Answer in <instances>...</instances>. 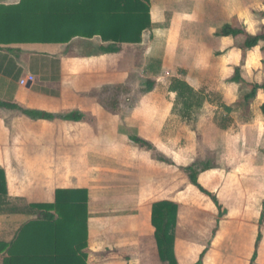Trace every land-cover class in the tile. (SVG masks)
<instances>
[{"label": "crops", "instance_id": "0c3cea01", "mask_svg": "<svg viewBox=\"0 0 264 264\" xmlns=\"http://www.w3.org/2000/svg\"><path fill=\"white\" fill-rule=\"evenodd\" d=\"M149 2L151 26L141 43H105L95 36L76 37L66 44L0 45V102L16 106L0 107V170L6 179V191L0 185V264H163L152 214L154 204L165 201L178 207V264L199 258L198 263L207 253L204 245L213 236L214 215L219 218L222 212L228 213L223 225L229 227L215 239L216 250L206 263L220 257L219 240L230 228L237 230L231 234L233 244L254 245L264 212V90L249 101L246 96L255 84L264 85V40L250 50L245 44L247 35H264V0ZM226 25L246 35L218 36ZM75 44L84 45L78 49ZM109 46L119 52L104 53ZM151 52L159 57L157 70H180L177 79L204 93L206 101L193 121L178 124L172 116L176 93L168 88L173 103L164 94L156 98L158 104L152 96L159 94L143 93L125 114L126 127L136 131L127 135L119 97L115 92L105 95L109 91L104 89L132 85L136 68L150 76L155 60ZM237 70L242 82L233 81ZM30 76L33 82H27ZM66 116L75 119L62 118ZM171 122L173 162L186 160L182 171L194 163L209 164L198 182L218 204L191 183L190 194L184 195L180 181L168 191L167 163L162 159ZM133 137L149 142L164 156L154 160L152 150ZM94 149L101 157L91 152ZM88 154L98 158L92 169L87 168ZM85 176L95 177L88 182ZM225 176H232L236 186L220 187L217 182ZM60 189L87 192L83 254L71 255L68 236L60 242L61 254L54 252L58 242L53 237L39 240L40 213L29 206L55 203ZM236 198L240 210L235 208ZM61 232L64 235L65 228ZM192 248L196 253H189ZM244 248L234 251L229 264H249L255 252Z\"/></svg>", "mask_w": 264, "mask_h": 264}, {"label": "trees", "instance_id": "16d2710c", "mask_svg": "<svg viewBox=\"0 0 264 264\" xmlns=\"http://www.w3.org/2000/svg\"><path fill=\"white\" fill-rule=\"evenodd\" d=\"M151 26L149 0H20L15 4L0 1V45L11 44H66L76 37H100L105 43H141L142 35ZM221 37L246 35L243 30L230 25L224 26L217 34ZM264 40V35H247L246 49H253ZM104 53H118L115 47L103 48ZM234 82H242L239 70ZM154 84L150 83L149 89ZM264 85L255 84L246 101L253 99ZM169 91L176 93L181 106L182 117H192L199 112L206 101V95L195 91L184 80H173ZM1 108L14 109L15 105L0 102ZM225 109L231 112L230 108ZM31 115V114H30ZM33 116H36L33 114ZM42 117L45 115H37ZM47 117H50L46 115ZM73 120V117H62ZM132 140L152 151L156 149L147 141L133 137ZM162 161L168 163L167 159ZM209 169V164L194 163L183 168L188 180L218 204L217 198L207 192L198 182L199 175ZM0 185L6 191L5 173L0 170ZM88 195L82 190H57L53 204H36L29 208L40 213L38 234L41 239L53 237L54 252L62 253L61 240L69 237L71 255L87 248ZM27 208V209H29ZM178 207L171 202H159L153 206L152 224L156 229V240L160 260L163 264H178L175 256V231ZM263 217L261 218V224ZM37 226V224L35 225ZM65 228L64 235L61 232ZM261 237V236H260ZM47 241V240H44ZM45 243H40L42 245ZM48 247L47 245L44 246ZM13 248V246L11 247ZM87 254H85L86 256ZM205 252L202 254V258ZM256 254L253 257L255 260ZM202 264V259L197 263Z\"/></svg>", "mask_w": 264, "mask_h": 264}, {"label": "rangeland", "instance_id": "374dc122", "mask_svg": "<svg viewBox=\"0 0 264 264\" xmlns=\"http://www.w3.org/2000/svg\"><path fill=\"white\" fill-rule=\"evenodd\" d=\"M0 1L2 3H4V4H15V3L19 2L20 0H0ZM262 9L264 10V6L262 7ZM263 13H264V11H263ZM168 24L169 23H167V25ZM75 45H76V48L79 49L84 44L83 45L75 44ZM151 54L155 55V57H154L155 60L152 61V63H151V66L154 67V68H152V71L150 72V76H148L147 73H144V70L142 68H136L135 75L133 77H130V78H132V79H130V80H132V83H131L132 85H122V86L116 87V90H115V88H112V89L110 88L111 90L107 89V88L104 89V92L109 91L107 93H104L105 95L108 94V93L112 94L113 92H115V94L118 95V97H119V102L117 103L119 105L118 108L121 109L122 111L123 110L125 111V112H123L124 115L122 116L123 133H125L127 135L135 134V132H136V131L130 129L129 126L126 127V125H128V117L125 116V114L129 110H132L135 107V105L138 103L136 100L133 101V99L140 98L139 96H141L143 93L151 92L153 94L154 93L159 94L157 96H156V94H155V96L154 95L152 96V100L155 101L157 104H158V102L156 101V98L158 96L163 98L164 94H168L167 101L169 103H173V100H174L172 97H170L168 88H170V84L172 83L173 80H177V76L178 75L180 77V73H179L180 70L171 69V68H164V69L161 68V70L160 69L157 70L159 68L157 66V64H158L157 63V59L159 57H158V55L156 53L153 54L151 52ZM154 71H159V72H158V74H155ZM251 76H252V74L249 77H251ZM148 82L154 84L153 88H151V89L148 88V87H150ZM172 116L174 117V119L176 118V121L178 122V124L180 122L184 121V120H186L187 123H190L191 121L194 120L193 116L191 118L190 117H187V118H183L182 117L181 106L178 105L177 102L175 103V106H174V109H173V112H172ZM87 119H88V123L94 124L93 123L94 119H92V118H87ZM172 119L173 118H171V120ZM170 125L172 127H170L171 129H168L167 135H166L167 139L170 140V141H167V146H169V147H168V149L166 151V159L168 160L167 171H168V176L170 177V178L168 177V184H167L168 186H167V188H168V191H170L174 187V186H171L172 183L175 184V183H178L180 181L178 184H180L182 182V187H183V191L182 192L184 193V195H187V194H190V192L192 191L193 188H192V185L190 184V182L188 180L187 175L180 168V165L183 164V166H185L187 161L186 160H182V163L180 161V163H177V164L173 162L174 161L173 160L174 150H173V145H171V144L174 143L173 140L175 139V133H174V125H173V123L171 122ZM91 152L92 153L96 152L97 156L101 157V154L97 151V149L96 150L94 149V151H91ZM151 153H152V158L154 160L155 159L157 160L158 158H161L162 156H164L162 152L161 153L159 152L158 148H156V150L154 152L151 151ZM87 157H88L87 158L88 159L87 168L88 169L94 168L95 165H96L95 162L98 161V158L97 157L96 158L93 157L91 154H88ZM103 160H105V159H103ZM107 160H105L104 162H106ZM103 167H105L107 169H110L111 166L109 164H103ZM172 174H173V176H171ZM174 174H176L177 176H174ZM94 177L95 176H85V179L88 182H92V180H94ZM230 177H232V176H225V178L223 180L220 177L219 181L217 183L220 184L221 185L220 187H222V188H223V185H226L228 187L229 184H231L233 186H236L237 182H233V180L230 181V179H231ZM66 182L70 183V180L66 181ZM108 182L111 183L110 179H108ZM69 183H65V184L66 185H72V183L71 184H69ZM199 192L202 193L200 190H199ZM198 196H201V195H198ZM192 198H193V196H192ZM233 200H235V202L237 203L236 206H235L236 210H240L242 205L240 204L241 202L237 201V200H239V198H236V199H233ZM221 214L222 215H220L219 218H217L218 217L217 214L214 215V218L217 219L216 220V227L213 228V236L211 238V241H209L210 244L208 245V243H209L208 242L207 244L204 245V248H207V253L203 256V258L202 257L200 258V259H202V264H207L208 263V261H207L208 260L207 259L208 258V254H210L212 251H214V249L216 250V245L218 243L216 244V240L215 239L216 238L218 239L219 233L220 232L223 233L225 231L226 227L227 228L229 227L228 225L226 227H224V225H223L224 221H226L228 219V217H227L228 213L224 214L222 212ZM244 215H245V213H244ZM242 216H243V214H242ZM262 216H264V212H263ZM242 218L243 217H240L238 219L240 221H242ZM237 223H239V222H237ZM235 229L236 228L228 229V231L225 233L226 238L224 236V240L223 239L219 240L220 241L219 244H220L221 248L219 249L218 252L221 253L220 257H222V258L219 257L218 259H214V257H213L212 261H211V264H229V263H231L230 262V260H231L230 258H231V256L234 257L235 253H236L234 251H237V253H239V251L242 249L241 250V252H242L243 249H245L244 247H251V248L253 247L251 254H253L254 252L256 254V257H255L254 261L251 258L252 255H251L250 259L247 257L248 260H249V264H264V217H263V220H262V224L260 222L259 228H257V230H256V233H255L256 239H255L254 245L249 244L248 242L241 243L239 245L238 244H233V240H234V236L233 235L237 231ZM198 231H200V229L196 230V232H198ZM231 234H233V235H231ZM227 240H230V241L227 242ZM195 246H197V245H195ZM237 247H238V250H236ZM196 251H197L196 248H192L189 251V253L190 254L192 252L196 253ZM228 258L230 260H228ZM198 259L199 258H197V260ZM197 260L188 261V262H185V264H197ZM233 261H234V259H233Z\"/></svg>", "mask_w": 264, "mask_h": 264}, {"label": "built area", "instance_id": "2783aa9c", "mask_svg": "<svg viewBox=\"0 0 264 264\" xmlns=\"http://www.w3.org/2000/svg\"><path fill=\"white\" fill-rule=\"evenodd\" d=\"M34 81V77L33 76H30L27 80V82H33ZM26 81H22V84H25Z\"/></svg>", "mask_w": 264, "mask_h": 264}]
</instances>
